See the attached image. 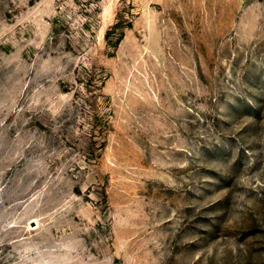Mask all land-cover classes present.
I'll return each instance as SVG.
<instances>
[{
  "label": "rangeland",
  "instance_id": "374dc122",
  "mask_svg": "<svg viewBox=\"0 0 264 264\" xmlns=\"http://www.w3.org/2000/svg\"><path fill=\"white\" fill-rule=\"evenodd\" d=\"M0 264H264V0H0Z\"/></svg>",
  "mask_w": 264,
  "mask_h": 264
}]
</instances>
